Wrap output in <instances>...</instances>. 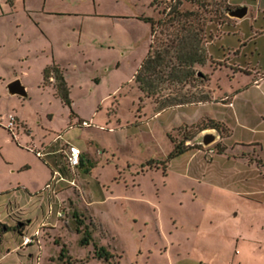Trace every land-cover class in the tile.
Masks as SVG:
<instances>
[{
  "label": "rangeland",
  "instance_id": "obj_1",
  "mask_svg": "<svg viewBox=\"0 0 264 264\" xmlns=\"http://www.w3.org/2000/svg\"><path fill=\"white\" fill-rule=\"evenodd\" d=\"M178 1L192 12L179 24L198 35L205 63L149 98L135 75L150 45L164 51L180 28L152 35L138 18L158 22ZM244 6L245 18L229 16ZM54 64L74 116L54 73L45 81ZM262 74L264 0H0V115L18 122L14 132L0 125V264H66L64 248L72 264H264ZM17 79L27 98L9 94ZM233 93L231 106L223 103ZM210 97L161 110L169 100ZM213 122L230 133L201 131ZM204 133L217 140L205 146ZM68 142L89 173L70 170ZM185 142L196 148L169 159ZM54 172L68 182H53ZM75 215L92 232L89 246ZM94 243L114 258H96Z\"/></svg>",
  "mask_w": 264,
  "mask_h": 264
},
{
  "label": "trees",
  "instance_id": "obj_2",
  "mask_svg": "<svg viewBox=\"0 0 264 264\" xmlns=\"http://www.w3.org/2000/svg\"><path fill=\"white\" fill-rule=\"evenodd\" d=\"M154 3L155 0H153V6ZM181 6L182 1H178L176 6L170 7V11L168 13L164 10L163 15L165 14V19H161L158 22H156L154 18L150 17L138 18L145 23L151 24L152 35H155L156 27L169 25V28H174L175 30L180 28L178 32L173 31L174 33H172L171 37L168 39L170 40V44H167V49L165 48L164 51L159 50L157 53L153 54V47L150 45L149 53L135 75V83L138 85L139 90L146 97L150 98L159 95V86L161 83L187 82L190 79H193V65H203L205 63V50L199 45L200 43L198 40V35L193 37V35L190 34V31L187 30V26H180L179 24L181 22L180 19H184L183 17L187 18L192 16V12H182L180 10ZM168 16L170 17L167 20L166 17ZM51 73H54L53 75H55L58 97L63 102V104L70 109L71 116H74L75 112L73 109V102L70 97V88L68 87L65 76L57 64L45 69V81H47L48 78H51ZM209 101L210 98L198 101L173 99L167 101V103L165 102V104L162 105L161 110L180 105H188L200 102L204 103ZM207 129L217 130L221 134V137L224 136V133H230V130L218 122H213V125L203 127L201 131ZM193 139H195V136L188 137L186 142H190ZM186 142L183 144H176L173 152L170 154L169 159L178 158L189 150L196 148L195 146H186ZM224 150L225 149L223 148L219 150L218 153L222 154ZM81 167L87 173H89V168L86 166V160L83 155L81 158ZM75 218L77 222V232L79 234L83 233L80 243L82 246H89L93 242L92 232L90 231V228L85 226L80 219H77V215H75ZM94 248L96 258L104 260L107 263L114 258V255L104 246H99L98 244L94 243ZM66 253L67 250L64 248L61 253V260L64 261L67 259L68 261L66 264H72L70 258L66 256Z\"/></svg>",
  "mask_w": 264,
  "mask_h": 264
},
{
  "label": "built area",
  "instance_id": "obj_3",
  "mask_svg": "<svg viewBox=\"0 0 264 264\" xmlns=\"http://www.w3.org/2000/svg\"><path fill=\"white\" fill-rule=\"evenodd\" d=\"M0 125H2L5 129H7L9 132H14L15 128L18 125V122L16 120V117L12 114H9L7 117L6 122H4V117L0 115ZM82 126H87L89 127L90 124L88 122H83ZM57 140L61 138V136L56 137ZM66 148L63 150L64 151V156L66 158L68 167L70 168L71 171L75 172L78 167L81 165V158H82V153L81 150L71 144V143H66ZM37 155L42 157L44 154L43 152H37ZM52 181H57L59 182H68L67 179L65 178L64 175H61L57 172L53 173ZM74 184V183H72ZM48 189L51 188V184L47 186ZM53 212V208L50 206L49 208V215L47 216V219L50 217L51 213ZM59 219H63L65 217V210L62 209L58 212L57 214ZM38 234V233H36ZM30 242L29 238H25L24 243L28 244Z\"/></svg>",
  "mask_w": 264,
  "mask_h": 264
},
{
  "label": "water",
  "instance_id": "obj_4",
  "mask_svg": "<svg viewBox=\"0 0 264 264\" xmlns=\"http://www.w3.org/2000/svg\"><path fill=\"white\" fill-rule=\"evenodd\" d=\"M248 12H249L248 6H244V7L238 8L236 10H230L229 16L232 18H236V19H243L248 15ZM7 88H8V92L11 96H19V97H23V98L28 97L27 89L23 85L21 80H19V79L10 82L7 85ZM212 131L217 132L219 134V132L217 130H212ZM216 140H217V136L214 133H204L203 134L202 143L205 146L211 145Z\"/></svg>",
  "mask_w": 264,
  "mask_h": 264
},
{
  "label": "crops",
  "instance_id": "obj_5",
  "mask_svg": "<svg viewBox=\"0 0 264 264\" xmlns=\"http://www.w3.org/2000/svg\"><path fill=\"white\" fill-rule=\"evenodd\" d=\"M49 13H50V12H49ZM55 13H56V12H55ZM14 79H16V78H14ZM260 80H261V81H264V74H262ZM258 81H259V80H256L254 83L256 84ZM260 84H261V82H260L258 85L260 86ZM233 96L235 97L236 94H234V93L231 94V95H230V94H229V95L226 94L225 97L222 98L223 103H225V104L228 105V106H231V104H232V102H233V100H232V97H233ZM234 97H233V98H234ZM210 99H211V97H210ZM201 103H203V102H200V103H193V104H201ZM204 103H207V102H204ZM233 107H234V104H233ZM261 117L264 118V114H263ZM223 125H224V124H223ZM224 126L227 127L226 125H224ZM68 143H70V142H68ZM71 144H72V143H71ZM73 145H74V144H73ZM252 145H254V144H250L249 146H248V145H247V146L245 145V146H242V147H245V148H246V147H249V148H250ZM261 148H262V147H261ZM242 156H243V155H240V156H238L237 158H240V157H241V158H244L245 160H247V159L245 158L246 156H243V157H242ZM22 169H25V170H26V169H29V167H28V166H25V167L22 168Z\"/></svg>",
  "mask_w": 264,
  "mask_h": 264
},
{
  "label": "flooded vegetation",
  "instance_id": "obj_6",
  "mask_svg": "<svg viewBox=\"0 0 264 264\" xmlns=\"http://www.w3.org/2000/svg\"><path fill=\"white\" fill-rule=\"evenodd\" d=\"M8 6H9V7H11V8H14V7H15V5H14V4H11V5L9 4ZM12 6H13V7H12Z\"/></svg>",
  "mask_w": 264,
  "mask_h": 264
}]
</instances>
